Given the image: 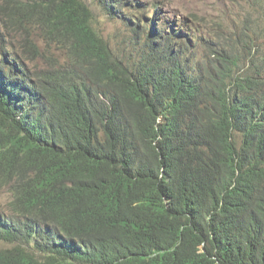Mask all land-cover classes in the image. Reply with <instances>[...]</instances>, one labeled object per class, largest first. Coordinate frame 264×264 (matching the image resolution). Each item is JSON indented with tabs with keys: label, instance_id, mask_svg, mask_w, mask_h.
<instances>
[{
	"label": "trees",
	"instance_id": "obj_1",
	"mask_svg": "<svg viewBox=\"0 0 264 264\" xmlns=\"http://www.w3.org/2000/svg\"><path fill=\"white\" fill-rule=\"evenodd\" d=\"M4 1L0 264H264V7L219 48L92 0L130 53L86 0Z\"/></svg>",
	"mask_w": 264,
	"mask_h": 264
},
{
	"label": "rangeland",
	"instance_id": "obj_2",
	"mask_svg": "<svg viewBox=\"0 0 264 264\" xmlns=\"http://www.w3.org/2000/svg\"><path fill=\"white\" fill-rule=\"evenodd\" d=\"M28 1V0H22ZM96 14V26L100 33L109 40L112 45L121 44V48L131 53L132 48L126 45L125 38L130 34L128 26L124 20L113 19L108 16L107 11L96 5L92 0H86ZM146 7H139V11L125 10L127 17L129 15L136 16L139 12L145 13L146 23L151 24L154 14L153 5L159 4L163 9L160 21L157 24H165L170 28L171 22H175L176 26L183 25L185 30L188 31L195 38H203L205 41L211 42V46L219 48L225 46L229 48L234 38H236V31L240 30V26L244 22L258 21L262 7H264V0H139ZM6 2L0 0V7H4ZM261 5V6H260ZM139 16V15H137ZM135 18V17H133ZM136 21V20H134ZM176 27V30L178 28ZM163 28V26H162ZM5 33V39L8 41V48L11 51H19L22 48L24 36L20 32ZM171 32V30L169 29ZM35 33V30H34ZM222 38V39H221ZM144 43V42H143ZM142 43V45H143ZM215 43V45H214ZM38 44L42 48L43 53L50 54L51 60L57 59L59 64L63 62L64 52L61 47L54 46L47 47V44L39 37ZM21 47V48H20ZM206 55L209 53L206 52ZM205 49L199 48L195 58L207 59ZM48 62L44 56L38 57V60L28 65L29 67L36 68L38 71L45 68ZM65 65H62V67ZM11 194L3 188H0V210L5 209L7 204L11 201ZM3 245H0V248Z\"/></svg>",
	"mask_w": 264,
	"mask_h": 264
},
{
	"label": "water",
	"instance_id": "obj_3",
	"mask_svg": "<svg viewBox=\"0 0 264 264\" xmlns=\"http://www.w3.org/2000/svg\"><path fill=\"white\" fill-rule=\"evenodd\" d=\"M0 46H1V43H0Z\"/></svg>",
	"mask_w": 264,
	"mask_h": 264
}]
</instances>
